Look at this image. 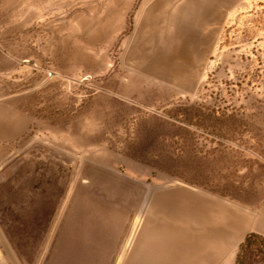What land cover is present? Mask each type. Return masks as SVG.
Here are the masks:
<instances>
[{"label": "rangeland", "instance_id": "374dc122", "mask_svg": "<svg viewBox=\"0 0 264 264\" xmlns=\"http://www.w3.org/2000/svg\"><path fill=\"white\" fill-rule=\"evenodd\" d=\"M0 104L36 133L1 144L0 168L34 141L80 161L38 264H55L56 234L85 231L88 209L135 216L151 187L160 200L259 206L264 0H0ZM42 172L1 202L46 222L54 209L38 200L62 177ZM243 256L264 264V241Z\"/></svg>", "mask_w": 264, "mask_h": 264}, {"label": "crops", "instance_id": "0c3cea01", "mask_svg": "<svg viewBox=\"0 0 264 264\" xmlns=\"http://www.w3.org/2000/svg\"><path fill=\"white\" fill-rule=\"evenodd\" d=\"M32 132L29 116L0 104V145L26 142ZM152 189L135 216L121 215L114 205L108 212L99 206L95 212L103 216L91 217L87 210L85 231H73V222L65 226L54 240L55 264H235L247 235L264 240V200L240 209L222 201L160 200ZM61 194L56 183L38 201L54 209ZM77 199L70 195L72 212Z\"/></svg>", "mask_w": 264, "mask_h": 264}, {"label": "water", "instance_id": "95a60500", "mask_svg": "<svg viewBox=\"0 0 264 264\" xmlns=\"http://www.w3.org/2000/svg\"><path fill=\"white\" fill-rule=\"evenodd\" d=\"M79 165L80 161L73 155L34 141L0 168V199L2 194L6 197L14 185L20 190L38 186L40 179L33 172L40 168L49 176L57 172L62 177L61 197L46 222L34 219L39 216L38 210L30 205L13 208L0 200V264H38Z\"/></svg>", "mask_w": 264, "mask_h": 264}, {"label": "trees", "instance_id": "16d2710c", "mask_svg": "<svg viewBox=\"0 0 264 264\" xmlns=\"http://www.w3.org/2000/svg\"><path fill=\"white\" fill-rule=\"evenodd\" d=\"M257 239L263 240L260 236H257L255 234H249L244 238V241L242 245L240 246V252L236 257V264H246L244 260V256L246 255V251L250 247V245L253 244V242ZM264 241V240H263Z\"/></svg>", "mask_w": 264, "mask_h": 264}]
</instances>
